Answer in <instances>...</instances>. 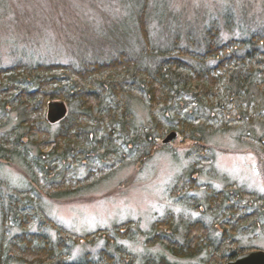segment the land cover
I'll return each instance as SVG.
<instances>
[{
    "label": "trees",
    "instance_id": "trees-1",
    "mask_svg": "<svg viewBox=\"0 0 264 264\" xmlns=\"http://www.w3.org/2000/svg\"><path fill=\"white\" fill-rule=\"evenodd\" d=\"M168 7L165 0H138L137 12L119 19L107 45L76 46L65 59L30 43L21 54L12 49L7 63L0 61V161L23 160L34 175L24 189L8 191L0 178V264H139L129 244L143 234L146 245L162 244L182 261L145 255L142 264H217L218 257L233 260L254 249L241 238L254 236L264 224V194L230 182L222 189L198 186L193 178L203 163L178 177L173 189L176 200L197 214L194 219L175 220L169 209L148 233L128 220L78 240L44 212L43 191L72 199L117 175L127 162L145 164L169 129L191 137L197 156L205 150L195 146L208 133L230 127L264 145V25L246 15L237 22L236 11L227 8L221 20L206 21L201 33H172L168 45L158 46L167 40L154 35L153 23L163 27L171 21ZM219 29L231 36L221 40ZM77 72L82 79L76 85L68 79ZM100 74L111 83H97ZM81 83L95 87L82 90ZM47 97L66 102L70 117L49 125ZM136 102L149 111L147 125L137 121ZM13 108L20 119L11 128ZM89 181L95 184L83 186Z\"/></svg>",
    "mask_w": 264,
    "mask_h": 264
},
{
    "label": "rangeland",
    "instance_id": "rangeland-1",
    "mask_svg": "<svg viewBox=\"0 0 264 264\" xmlns=\"http://www.w3.org/2000/svg\"><path fill=\"white\" fill-rule=\"evenodd\" d=\"M137 1L0 0V61L7 63L11 57L12 49L20 50L19 54H21L30 43L40 47L43 53L51 54L54 51L55 55L61 56L62 59L72 54L71 50L76 46L89 45L94 41L96 44L107 45L109 34L114 35L117 31L116 26L119 19L125 21L126 15L131 16L133 11L137 12V9L134 8ZM165 1L172 17L171 21L163 27H159L158 22L153 23L154 35L159 37V40L160 37L167 40L166 43L164 40H160L161 43L157 41L158 46L168 45L172 33L183 37L188 30H196L201 33L206 26V21H210L213 17L220 19L223 9L227 8L236 11L237 22L243 15H246L248 18H254V25H264V0ZM219 30L221 40H227L231 36L224 29ZM116 37H119V34ZM126 43L129 42L126 41ZM53 44L55 47L51 48ZM84 50L86 49L84 48ZM146 51L149 52L148 47ZM81 74L77 72L74 76L71 75L68 80L72 79V82L77 85L82 79ZM96 80L99 81L98 77ZM88 85L90 84L81 83L82 90L95 87L91 85L86 88ZM52 102L47 105L45 121L51 126H56L64 122L68 116L70 117L69 110L71 108L67 106L68 112L63 120L51 124L47 116L49 104ZM13 110L16 109L13 108ZM17 111L18 109L13 111L10 116V120L13 121L9 126L11 128L18 123L16 119H20L18 118L19 111ZM135 111L138 123L142 126L147 125L149 116L147 107L136 102ZM230 128L227 132L216 130L208 133L205 140L195 146V148L202 147L205 150L203 153L199 152L198 156L194 155L197 150L193 149L195 142L190 139L191 137L183 138L178 133L175 138L164 144V140L169 134L177 133V130L170 131L169 129L161 143L158 142L155 147H152L153 156L145 164L127 162L128 166L119 169L114 177L108 180H99L95 182L96 184L91 181L83 184V186H87L91 182L95 185L91 190H85L72 199H55L47 196L43 191L44 212L51 222L57 226H63L65 230L76 236L87 235L89 232L100 229L105 230L128 220L140 223L141 229L148 233L156 218L164 216L169 209L174 214L175 220L186 217L194 219L198 217L197 214L176 200L177 196L173 195V189L178 183V177L187 175V171L192 165L196 168L202 165L201 163H203V167L197 168V171L201 170L200 175L195 174L193 178L198 186L211 184L212 187L222 189L228 187L226 184L230 182L231 186L235 184L240 188L264 194V145H259L255 138L244 137L240 134V130ZM21 161L23 160L16 159L11 163L0 161V178L5 191L13 188L24 189L32 183L34 175ZM193 190L190 191L191 195H193ZM48 191L52 192L53 190ZM246 196L245 194V198ZM176 201L180 204L178 207ZM194 228L191 226V231ZM230 231L237 232L234 227ZM49 233L57 235L54 230H49ZM77 238L80 240L82 236ZM138 238H140L139 243H132L129 246L133 252L138 254L139 264L143 263L146 256L156 258L166 256L173 262L182 261L166 252L162 244L146 245L144 234ZM241 243L247 247L264 250V224L257 226L254 236L241 238ZM82 247V245L76 246L73 253H78ZM91 251L95 252L96 250ZM206 254L208 251H205L203 256ZM216 254L218 256L217 252L214 253L213 259L217 257ZM202 258L199 256L195 259ZM218 258L221 261L217 260V264H226L230 261L222 259V257ZM184 262L186 263V261Z\"/></svg>",
    "mask_w": 264,
    "mask_h": 264
},
{
    "label": "water",
    "instance_id": "water-1",
    "mask_svg": "<svg viewBox=\"0 0 264 264\" xmlns=\"http://www.w3.org/2000/svg\"><path fill=\"white\" fill-rule=\"evenodd\" d=\"M68 112L67 105L64 101L58 100V102H52L49 104L48 110V121L51 124L59 123L63 120ZM177 133L169 134V136L164 140V144L171 141ZM226 264H264V251L262 250H251L240 254L237 258L230 260Z\"/></svg>",
    "mask_w": 264,
    "mask_h": 264
},
{
    "label": "bare ground",
    "instance_id": "bare-ground-1",
    "mask_svg": "<svg viewBox=\"0 0 264 264\" xmlns=\"http://www.w3.org/2000/svg\"><path fill=\"white\" fill-rule=\"evenodd\" d=\"M223 74V77L222 78H225L226 77V75L228 76V73H222ZM98 80L99 81H96L97 83L99 82L100 84H106L107 82H110V81H108V80H105V77H104V74H100L99 76H98ZM226 80V79H225ZM111 83V82H110ZM117 83V82H116ZM209 86H213L214 84H212V82L211 81H209ZM221 88H222V86H221ZM223 89V88H222ZM52 94V93H51ZM53 95V94H52ZM46 100H48V102L46 103L47 105H48V103L49 102H52V101H56L55 99H50V98H46ZM7 119V118H6ZM258 249V248H257ZM258 250H262V251H264L263 249H258Z\"/></svg>",
    "mask_w": 264,
    "mask_h": 264
}]
</instances>
